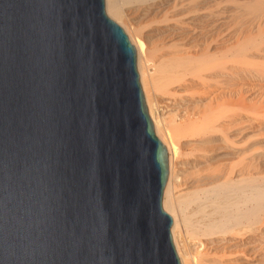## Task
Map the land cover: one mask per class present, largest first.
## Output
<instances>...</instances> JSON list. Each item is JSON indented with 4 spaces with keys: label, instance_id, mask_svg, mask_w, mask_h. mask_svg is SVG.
Returning <instances> with one entry per match:
<instances>
[{
    "label": "water",
    "instance_id": "95a60500",
    "mask_svg": "<svg viewBox=\"0 0 264 264\" xmlns=\"http://www.w3.org/2000/svg\"><path fill=\"white\" fill-rule=\"evenodd\" d=\"M166 147L104 0H0V264H180Z\"/></svg>",
    "mask_w": 264,
    "mask_h": 264
},
{
    "label": "bare ground",
    "instance_id": "6f19581e",
    "mask_svg": "<svg viewBox=\"0 0 264 264\" xmlns=\"http://www.w3.org/2000/svg\"><path fill=\"white\" fill-rule=\"evenodd\" d=\"M104 1L106 15L122 25L136 51L148 115L167 150L162 208L173 220L170 234L179 263L264 264V173L254 171L264 152L250 139L255 126L264 132V86L257 83L254 98L245 99L232 73L237 70L232 65L254 46L240 47L228 59L213 54L155 61L149 58L145 39L128 26L129 11L124 6L150 8L171 0ZM257 65L254 76L264 79V60ZM164 91L183 99L186 109L160 106L157 92ZM167 113L179 121L168 122ZM181 140L196 148L200 163L225 165L223 174L200 178L190 190L179 189L176 166Z\"/></svg>",
    "mask_w": 264,
    "mask_h": 264
},
{
    "label": "rangeland",
    "instance_id": "374dc122",
    "mask_svg": "<svg viewBox=\"0 0 264 264\" xmlns=\"http://www.w3.org/2000/svg\"><path fill=\"white\" fill-rule=\"evenodd\" d=\"M125 7L129 11L128 26L137 29L145 39L150 59L157 61L175 56L200 57L213 54H222L228 59L238 48L253 45L249 52L232 65L237 68L236 72H232L233 81L241 88L245 99L249 100L254 98L253 88L257 83L264 86V79L258 80L254 76L259 67L257 62L264 60V0H171L150 8ZM117 24L122 28V25ZM230 66L228 64V68ZM226 73L230 72L226 70ZM157 94L160 106L168 105L171 110L180 105L182 112L186 109V102L178 95L172 97L166 91ZM182 112L179 114L182 115ZM168 118V122L171 119L179 121L170 113ZM263 133L255 126L250 132V139L257 150L264 152ZM198 155L188 140L180 141L176 166L180 174L179 189L190 190L200 178L223 174L225 165L209 166L200 163L202 160L198 159ZM254 171L264 173V158L256 163Z\"/></svg>",
    "mask_w": 264,
    "mask_h": 264
}]
</instances>
